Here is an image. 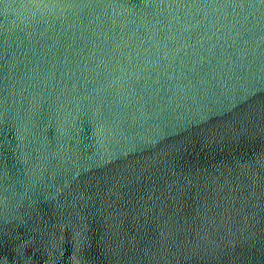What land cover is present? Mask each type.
<instances>
[{"label":"water","instance_id":"1","mask_svg":"<svg viewBox=\"0 0 264 264\" xmlns=\"http://www.w3.org/2000/svg\"><path fill=\"white\" fill-rule=\"evenodd\" d=\"M0 264H264V0H0Z\"/></svg>","mask_w":264,"mask_h":264}]
</instances>
